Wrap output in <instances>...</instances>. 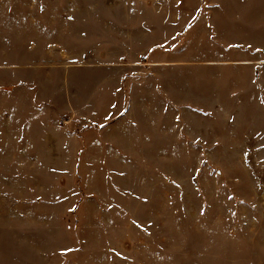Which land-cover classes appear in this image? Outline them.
<instances>
[{"label": "rangeland", "instance_id": "374dc122", "mask_svg": "<svg viewBox=\"0 0 264 264\" xmlns=\"http://www.w3.org/2000/svg\"><path fill=\"white\" fill-rule=\"evenodd\" d=\"M127 1L0 0V264H264V181L225 180L219 149L193 162L182 107L173 124L117 114L124 66L151 54L134 35L163 21L128 19L162 3ZM185 23L154 46L184 49L161 55L180 80ZM32 96L33 146L18 148L28 124L12 109Z\"/></svg>", "mask_w": 264, "mask_h": 264}, {"label": "crops", "instance_id": "0c3cea01", "mask_svg": "<svg viewBox=\"0 0 264 264\" xmlns=\"http://www.w3.org/2000/svg\"><path fill=\"white\" fill-rule=\"evenodd\" d=\"M141 2L162 3V8L155 10L144 4L143 10L128 12V19L163 21L158 25L142 23L139 34L132 27L131 33L137 38L133 42L138 45L135 50L151 54L148 59L124 66L130 70V76L125 77L127 82L122 88L126 98L123 93L116 98L120 101L115 102L117 114L126 113V117L135 119L146 115L148 122L157 124L160 119V123L173 124L182 107L186 110L188 148L193 162L207 163L208 157L214 155L207 149H219L220 162L225 164L221 177L225 175V180L239 181L246 177L241 173L253 171L258 181H264V0H186L185 17H180L178 9L181 0H138L135 4ZM174 19L175 26L171 22ZM185 19L187 77L180 80L165 72L177 60L162 56H174V52L184 49L173 47L168 51L154 46L172 44L170 36L179 33L183 25L180 21ZM171 29L177 31L170 32ZM181 83L186 87L181 89ZM20 105L23 107L18 108ZM113 105L108 103L109 108ZM18 107H13L12 115L27 120V137L24 130L17 129L14 146H33L29 141L35 132L31 123L37 121L35 97L21 98ZM4 111L0 108V115ZM3 137L0 130V147L5 146L1 143ZM245 164L252 165L249 171ZM257 186V194L264 195V183L258 182Z\"/></svg>", "mask_w": 264, "mask_h": 264}]
</instances>
